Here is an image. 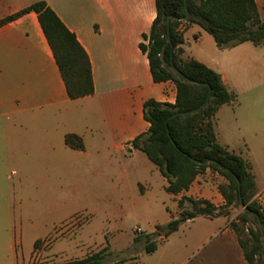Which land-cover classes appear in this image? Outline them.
<instances>
[{
    "label": "crops",
    "instance_id": "1",
    "mask_svg": "<svg viewBox=\"0 0 264 264\" xmlns=\"http://www.w3.org/2000/svg\"><path fill=\"white\" fill-rule=\"evenodd\" d=\"M39 1L49 5L87 52L95 92L79 99L68 96L36 12L0 26V264H29L36 250L47 264H54L58 254L73 256L63 264L106 248L114 254L123 251L117 238L116 246L108 243L86 255L83 248L96 247L102 232L85 226L77 239L63 234L45 243L55 232L64 233L76 215L93 216L114 204L154 199L159 207L148 234L179 217L183 197L225 205L219 186L227 180L219 172L206 169L189 190L175 195L167 191L158 166L131 145L149 131L145 103L175 104L177 97L173 81L154 82L140 48L157 16L156 0H0V21ZM256 2L264 21L261 2ZM180 29L183 58L218 72L235 95L214 117L216 138L250 162L254 198L264 204V45L245 42L222 49L198 24L183 23ZM67 135L80 137L84 150L67 145ZM182 225L194 226V233L172 245ZM182 225L160 238L150 255L161 254L163 260L153 264H187L195 254L204 252L207 259L215 250L239 260L227 217H198ZM134 258L113 264H138Z\"/></svg>",
    "mask_w": 264,
    "mask_h": 264
},
{
    "label": "trees",
    "instance_id": "2",
    "mask_svg": "<svg viewBox=\"0 0 264 264\" xmlns=\"http://www.w3.org/2000/svg\"><path fill=\"white\" fill-rule=\"evenodd\" d=\"M156 8L157 16L150 32L143 35L146 43H140V48L148 57L154 82L173 81L177 97L175 104L154 99L145 103L144 116L150 128L146 134L134 139L131 145L145 152L158 166L168 181L169 193L177 195L189 190L197 176L208 168L219 172L227 182L219 186L226 200L223 206L217 207L203 199L181 198L179 217L165 225H158L155 233L148 234L145 251L148 254L155 252L157 238L170 236L189 220L226 217L232 206L239 205L244 208L240 222L253 223L256 228L250 232V238H244L238 223L231 222L246 263L264 264V229L258 221L260 218L264 226V210L254 198L257 189L250 162L219 144L215 133L214 117L218 109L231 103L235 95L228 90L218 72L193 58H183L185 40L180 29L183 23L198 24L212 35L222 49L245 42L264 45V21L257 2L156 0ZM32 11L38 14L68 96L79 99L94 94L92 65L87 52L45 1L1 20L0 26ZM187 14L189 17L186 19ZM209 95L210 100L202 107ZM194 109L198 110L188 115H177ZM66 144L84 150L82 139L76 135H67ZM209 159L213 163L207 165ZM113 255L106 248L84 259L63 264H109Z\"/></svg>",
    "mask_w": 264,
    "mask_h": 264
},
{
    "label": "rangeland",
    "instance_id": "3",
    "mask_svg": "<svg viewBox=\"0 0 264 264\" xmlns=\"http://www.w3.org/2000/svg\"><path fill=\"white\" fill-rule=\"evenodd\" d=\"M262 12L264 14V0H260ZM213 39V38H212ZM159 205L154 202L152 199L149 203H136L133 204H114L109 207L110 209H101L96 211L93 216L88 215L87 213H80L73 217L66 225L65 232H55L52 237H50L45 243L52 239L62 238L63 234L69 237L70 239H77L79 231L86 228L92 227L96 229L97 233L102 232L101 242L96 247L88 246L83 248V252L86 255L92 253L94 250L99 251L103 249L108 243H113L116 246L115 240L120 239L119 245H124V250L114 254L109 259V264H113L117 260L129 258L128 260H135L134 257L138 258V264H153L156 262H161V254L150 255L145 251L146 237L148 235V230L150 228V223L156 219V209ZM189 207V206H188ZM243 207L239 205L232 206L229 209V214L226 216L228 219L227 227L236 235L238 240L237 232L232 228L231 222H237L239 228L242 232V237L247 238L251 237L250 232L255 231V225L253 223L243 224L240 222L239 218L243 214ZM160 216H158L159 218ZM155 218V219H154ZM194 226L182 225L179 233L173 237L171 240L172 245L178 244L185 240L190 234L194 233ZM142 228V232H139L137 229ZM192 230V231H191ZM191 231V233H190ZM83 233V232H80ZM137 238V240H136ZM157 241H163V239L157 238ZM215 241V239H214ZM41 243L37 245L39 249ZM117 245V246H119ZM42 246V245H41ZM239 260L233 261V257L226 255L223 251H213L207 259L203 256L204 252L200 254H195L190 257V261L187 264H198L201 261H204V264H247L243 255V251L239 245ZM120 247V246H119ZM73 256L58 254L55 257L54 264H61L64 261L70 260ZM29 264H47L40 253V251H35L32 258L29 261ZM131 264H136L132 262Z\"/></svg>",
    "mask_w": 264,
    "mask_h": 264
},
{
    "label": "water",
    "instance_id": "4",
    "mask_svg": "<svg viewBox=\"0 0 264 264\" xmlns=\"http://www.w3.org/2000/svg\"><path fill=\"white\" fill-rule=\"evenodd\" d=\"M188 17H189V14H187L186 19H187ZM168 23H169V19H168ZM180 75H182V74L180 73ZM209 100H210V95L208 96L206 102L202 105V107H204V106L208 103ZM197 110H198V109H194V110H192V111H190V112H183V113H181V114H177V115H188V114H192V113L196 112ZM212 163H213V161L210 160V159L206 161V164H207V165H210V164H212ZM258 221H259V225L264 229V226H263L262 221L260 220V218H258Z\"/></svg>",
    "mask_w": 264,
    "mask_h": 264
},
{
    "label": "built area",
    "instance_id": "5",
    "mask_svg": "<svg viewBox=\"0 0 264 264\" xmlns=\"http://www.w3.org/2000/svg\"><path fill=\"white\" fill-rule=\"evenodd\" d=\"M260 206L262 207V209L264 210V204H260ZM139 232H142V229L141 228H138L137 229Z\"/></svg>",
    "mask_w": 264,
    "mask_h": 264
}]
</instances>
